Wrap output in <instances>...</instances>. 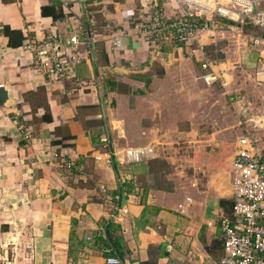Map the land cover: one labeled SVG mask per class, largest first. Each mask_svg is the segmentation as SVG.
<instances>
[{
	"label": "crops",
	"instance_id": "obj_1",
	"mask_svg": "<svg viewBox=\"0 0 264 264\" xmlns=\"http://www.w3.org/2000/svg\"><path fill=\"white\" fill-rule=\"evenodd\" d=\"M163 2L171 17L187 10ZM142 3L0 0V264L15 243L30 264H220L231 157L241 135L264 138L249 122L264 103V28L205 30L172 64L150 62ZM53 30L93 41L76 65L86 84L35 67L27 44Z\"/></svg>",
	"mask_w": 264,
	"mask_h": 264
},
{
	"label": "built area",
	"instance_id": "obj_2",
	"mask_svg": "<svg viewBox=\"0 0 264 264\" xmlns=\"http://www.w3.org/2000/svg\"><path fill=\"white\" fill-rule=\"evenodd\" d=\"M175 1L187 7L175 17L166 13L163 0H145L142 3V21L137 25L136 32L146 41L150 62L172 64L176 51L199 45V33L205 30L233 28L250 22L264 28V0ZM92 42L88 36L82 40L77 34L63 41L58 31L53 30L40 39L29 41L27 47L34 52L35 67L51 80L86 84L78 77L76 65L85 59V54L92 55ZM82 43L86 45L85 50L80 47ZM253 43L264 52V36L254 38ZM114 44L119 47L121 41L117 39ZM259 63L257 75L261 76L264 75L263 55ZM202 65L208 69L212 67V62L204 60ZM213 78V70L204 75L207 82ZM249 122L253 129L264 127V103L262 109L249 118ZM260 139L261 136L249 132L241 135L229 163L233 210L220 217L224 249L220 264H264V148L258 144ZM128 153L133 154V151ZM71 166L72 163H68L67 167ZM119 181L123 183L124 179L120 177ZM111 250L110 247L104 249L105 252ZM108 262L119 264L121 260L110 257Z\"/></svg>",
	"mask_w": 264,
	"mask_h": 264
},
{
	"label": "rangeland",
	"instance_id": "obj_3",
	"mask_svg": "<svg viewBox=\"0 0 264 264\" xmlns=\"http://www.w3.org/2000/svg\"><path fill=\"white\" fill-rule=\"evenodd\" d=\"M252 30L255 28H251ZM256 30V29H255ZM209 53V57L211 59L220 61V57L218 55V53H216L215 51H208ZM258 144L261 147H264V138L260 139ZM29 248L30 246L28 245H20L19 243H15L14 247H12V252L10 254V256H6L4 260H2L1 264H30V261L32 260V256L28 253L29 252ZM23 249V250H21Z\"/></svg>",
	"mask_w": 264,
	"mask_h": 264
},
{
	"label": "trees",
	"instance_id": "obj_4",
	"mask_svg": "<svg viewBox=\"0 0 264 264\" xmlns=\"http://www.w3.org/2000/svg\"><path fill=\"white\" fill-rule=\"evenodd\" d=\"M45 11V10H44ZM64 16V14H61L60 16H55L58 18H62ZM124 200V196L121 194L120 195V200H119V205L122 204V201ZM232 210H233V206H232ZM231 210V212H232ZM230 212V213H231ZM104 227H105V232L107 234V236L110 238V241L112 242V244L114 245V248H117V245L115 244V242L113 241V238H111V229L113 227H117V225L113 222V220H109L107 222H104Z\"/></svg>",
	"mask_w": 264,
	"mask_h": 264
},
{
	"label": "water",
	"instance_id": "obj_5",
	"mask_svg": "<svg viewBox=\"0 0 264 264\" xmlns=\"http://www.w3.org/2000/svg\"><path fill=\"white\" fill-rule=\"evenodd\" d=\"M8 98V92L4 87H0V104H3Z\"/></svg>",
	"mask_w": 264,
	"mask_h": 264
}]
</instances>
